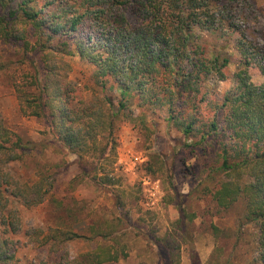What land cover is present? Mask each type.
I'll return each mask as SVG.
<instances>
[{
  "label": "trees",
  "instance_id": "obj_1",
  "mask_svg": "<svg viewBox=\"0 0 264 264\" xmlns=\"http://www.w3.org/2000/svg\"><path fill=\"white\" fill-rule=\"evenodd\" d=\"M220 9L219 0H0V39L18 48L22 61L31 65L26 82L14 84L21 113L43 120L46 132L77 155L80 175L112 189L119 207L126 203L117 175L119 123L153 131L146 110L162 111L168 125L182 131L185 145H217V160L203 182L213 183L212 199L220 208L244 201L242 224L258 229L253 237L264 264V55L232 21L229 26L240 34V57L227 52L225 37L212 46L202 42V31L224 36ZM80 31L88 36L80 37ZM76 56L94 69L96 87L87 97L70 81ZM232 62L237 66L234 89L206 117L202 109L209 103L210 82L227 79ZM258 72L263 79L255 82ZM48 144L15 135L0 112V224L5 232L17 231L16 202L36 207L56 187V174L49 170H37L34 180L10 170L12 163L24 162ZM178 210L177 233L188 240L191 264H201L188 232L196 215L182 204ZM91 229L92 235L67 224L37 229L30 241L45 247L50 257L32 264H109L129 255L127 244L111 242L105 231L94 248L72 255L69 244L92 240L97 234L96 227ZM15 243L0 234V264H23ZM160 243L177 251L172 261L180 264L176 238L154 242Z\"/></svg>",
  "mask_w": 264,
  "mask_h": 264
},
{
  "label": "rangeland",
  "instance_id": "obj_2",
  "mask_svg": "<svg viewBox=\"0 0 264 264\" xmlns=\"http://www.w3.org/2000/svg\"><path fill=\"white\" fill-rule=\"evenodd\" d=\"M219 3V14L224 16V36L221 37L219 31H202V42L212 46L225 37L227 52L233 58L240 57L238 30L264 55V0L236 3L219 0ZM228 21L237 24V29H232ZM78 35L87 37L88 33L80 31ZM22 58L18 48L0 39V64L3 66L0 69V112L15 135L36 142H50V145L35 150L24 162L12 163L10 170L22 179L34 180L41 168L57 177L56 187L44 203L33 208L18 202L14 204L18 209L16 232H5L6 226L0 224V234L5 233L15 240L14 250L23 264L50 257L45 247L30 240L37 229L46 231L49 226L61 224L72 225L88 235L93 233L91 227H96L93 241L78 239L69 244L74 256L94 248L95 241L102 239L99 234L105 231L111 234V242L120 239L127 244L129 252L127 257L109 264H173L172 258H177V251L172 253L162 243L154 244L157 238L169 235L181 244L180 264H191L188 240L178 235V204L189 214L196 215L188 222V232L201 264H262L253 237L258 229L253 224H242L244 201L240 200L229 209L220 208L212 199L213 183L203 182L217 160V145L205 148L185 145L182 131L169 126L162 111L146 110L149 123L155 125L153 131L127 121L119 123L117 175L122 177L126 190L125 206L119 207L112 189L100 188L80 175L77 155L46 132L43 120L21 113L14 84L25 83L31 70L29 62H23ZM71 62L70 81L80 86L82 95L87 97L96 87L92 77L94 69L79 56L71 58ZM236 67V63L230 64L227 79L211 80L206 102L209 103L202 109L206 117L213 114V106L222 104L225 95L234 89L232 76ZM262 79L260 72L254 73L255 82ZM197 138L198 135L187 142Z\"/></svg>",
  "mask_w": 264,
  "mask_h": 264
}]
</instances>
